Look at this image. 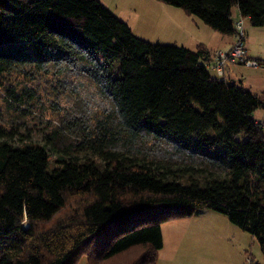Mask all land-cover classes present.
<instances>
[{
    "label": "trees",
    "instance_id": "trees-1",
    "mask_svg": "<svg viewBox=\"0 0 264 264\" xmlns=\"http://www.w3.org/2000/svg\"><path fill=\"white\" fill-rule=\"evenodd\" d=\"M157 1L223 36L233 7L264 27V0ZM210 56L138 38L98 0H0V264H157L161 226L205 208L264 256V93ZM16 75L77 97L39 137L15 124L38 110Z\"/></svg>",
    "mask_w": 264,
    "mask_h": 264
},
{
    "label": "rangeland",
    "instance_id": "rangeland-1",
    "mask_svg": "<svg viewBox=\"0 0 264 264\" xmlns=\"http://www.w3.org/2000/svg\"><path fill=\"white\" fill-rule=\"evenodd\" d=\"M98 1L115 17L126 23L135 36L150 43L177 45L193 50L199 42L213 45L216 42L214 37L223 36L211 30L197 17H189L184 10L161 1ZM232 19L233 22H244L248 55L264 62V27H255L248 19L241 18L236 7L232 9ZM230 65L233 66H229L226 71L223 69L226 80H232L251 92L264 93V68ZM209 73L216 77L214 69L209 68ZM7 80L0 79V93L4 94L3 88ZM13 81L17 89L27 84L35 95H38V110H28L24 116H18L14 120L22 132L31 129L34 138L39 137L38 131L46 127L45 120L54 122L56 117L64 116L62 112L52 111L50 104L53 101L56 105L67 107L74 104L77 98L68 91L55 88L57 85L45 79L32 82L26 76L16 75ZM69 85L71 83L66 82L63 88ZM89 90L93 93L94 88L90 87ZM56 97H59L58 100ZM9 117L5 106H1L0 123H9ZM252 118L259 123L264 122V109L255 110ZM163 226L161 233L163 231L164 248L157 264H264V256L256 237L230 223L225 215L211 209L205 208L192 217L172 221ZM79 264H86V259H82Z\"/></svg>",
    "mask_w": 264,
    "mask_h": 264
},
{
    "label": "built area",
    "instance_id": "built-area-1",
    "mask_svg": "<svg viewBox=\"0 0 264 264\" xmlns=\"http://www.w3.org/2000/svg\"><path fill=\"white\" fill-rule=\"evenodd\" d=\"M235 41L226 49L216 51L213 56V62L206 64L208 68L216 70L218 77L225 79L223 69L227 63L244 65L246 67L264 68V62L249 57L245 47V31L243 20H237L234 23Z\"/></svg>",
    "mask_w": 264,
    "mask_h": 264
},
{
    "label": "crops",
    "instance_id": "crops-1",
    "mask_svg": "<svg viewBox=\"0 0 264 264\" xmlns=\"http://www.w3.org/2000/svg\"><path fill=\"white\" fill-rule=\"evenodd\" d=\"M190 17V16H189ZM215 38V40H216V42H215V44H213V45H209V44H207L206 42H199V44H197L196 45V48L198 47V46H200V45H202L208 52H210V61L207 63V64H210L211 62H213V55H214V52L215 51H219V50H223V49H226L229 45H231L234 41H235V39H234V37L232 36V37H227V36H218V37H214ZM196 48L195 49H193V50H196ZM249 57H251V56H249ZM252 58V57H251ZM230 64H233V63H227L226 65H225V71L228 69V67L229 66H233V65H230ZM235 66L236 65H239V64H234ZM238 67H240V66H238ZM210 69H212L213 70V68L211 67ZM215 70V69H214ZM215 75H216V77H218V74H217V72H216V70H215ZM229 81H231V82H234V81H232V80H229ZM253 93H255V92H253ZM257 94V93H256ZM164 226L162 225V228H163ZM162 233H163V231H162ZM163 248H164V244H163V247H162V249L159 251V253H158V259H160V252L163 250ZM164 262V261H163Z\"/></svg>",
    "mask_w": 264,
    "mask_h": 264
}]
</instances>
